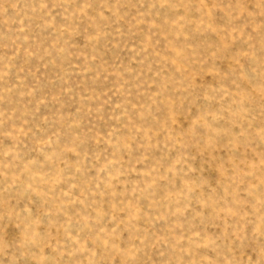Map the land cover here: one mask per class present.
<instances>
[{
  "label": "rangeland",
  "instance_id": "1",
  "mask_svg": "<svg viewBox=\"0 0 264 264\" xmlns=\"http://www.w3.org/2000/svg\"><path fill=\"white\" fill-rule=\"evenodd\" d=\"M0 264H264V0H0Z\"/></svg>",
  "mask_w": 264,
  "mask_h": 264
}]
</instances>
